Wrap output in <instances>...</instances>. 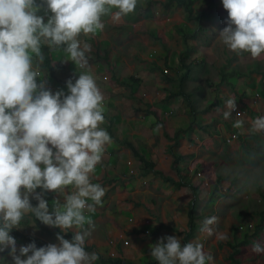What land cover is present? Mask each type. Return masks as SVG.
Returning a JSON list of instances; mask_svg holds the SVG:
<instances>
[{
	"label": "clouds",
	"instance_id": "obj_1",
	"mask_svg": "<svg viewBox=\"0 0 264 264\" xmlns=\"http://www.w3.org/2000/svg\"><path fill=\"white\" fill-rule=\"evenodd\" d=\"M137 4L138 0H42L41 5L36 0H0V252L10 249L13 264H95L99 259L97 253L85 250L94 228L85 212L95 213L96 206H102L105 190L91 177L112 139L101 127L104 97L88 70L92 48L79 37L103 31L104 16L118 21L133 13ZM222 4L228 16L220 41L236 55L259 58L264 54V0H222ZM42 6L51 13L46 23L37 15ZM45 45L49 50L62 48L64 61L84 70L75 82L66 81L68 94L52 93L45 83H37ZM225 106L223 117L229 119L236 100L229 98ZM243 123L236 120L233 127L242 128ZM250 130L264 132V117L253 120ZM257 184L246 187L251 190ZM45 191L59 193L64 202L54 201L50 210ZM28 213L61 233L75 229L72 239L57 234L58 243L37 248L33 242L21 246L17 254L10 232ZM217 221L216 216L205 218L201 232L213 235L211 226ZM252 251L264 253V247L254 243ZM150 256L158 264L213 261L202 243L182 244L174 235L159 238L150 246Z\"/></svg>",
	"mask_w": 264,
	"mask_h": 264
},
{
	"label": "crops",
	"instance_id": "obj_2",
	"mask_svg": "<svg viewBox=\"0 0 264 264\" xmlns=\"http://www.w3.org/2000/svg\"><path fill=\"white\" fill-rule=\"evenodd\" d=\"M162 1L164 0H160L159 4H157L154 0H138V4L133 13L118 21L113 20L111 16H104L102 18V22L105 25L103 31H97L95 35L89 34L85 36L82 34L79 37L82 42L90 44L92 48V51L87 54L89 58L88 70L94 77L104 97L103 115L105 122L101 127L108 132L112 139V143L106 146L101 163L96 166L95 173L91 177L92 183L106 187L104 189L105 195L102 197V206L97 205L95 213L85 212V215L90 216L94 223V228L91 229V235L86 239L85 245H91L94 248L97 247V251L105 256L109 253H117V247L119 245L123 246V240L126 238L128 232L134 230L137 234L143 235L146 232L150 233L152 231V224L154 223L152 222V211L147 210L148 208H152L150 200L153 198L154 191L151 185L155 180L157 185L159 183H164L161 177H157L154 173L147 172L143 162L136 158L133 149L124 145L123 142L126 140L133 142L149 161H153L156 164L155 170L162 172L166 176L172 177L176 181L179 180V178H174L159 167L160 162L157 160V155L150 152L148 147H146L148 154L140 148V144L141 146L145 145L142 139L147 143L149 142L148 137L151 136V130L145 127L144 111L138 105L137 101L140 102V104L144 102L152 106L150 108L151 110H155L156 108L154 106L157 103L156 100L153 99L155 97L143 98L146 89L149 90V88H153L156 92L158 91L157 87L163 89L168 88L167 84L163 85L161 80L162 76L167 77L169 72L175 76V73H177L179 69H185L189 67V65L191 70L184 72H189L191 78L193 65H191L192 62H190V58L192 57L191 55L194 54L192 53L193 50L197 49L201 51V49L205 48V50L207 49L210 52L208 54H212L217 61L223 56L225 58L221 59L223 64H221L220 68L227 65V67H225L226 70H237L242 73L235 78L236 81H231L232 79L228 80L230 85L224 84L233 89L232 97L237 99L238 96L240 97L241 104L238 105L239 107L237 106L236 109L238 110L237 113L241 115L237 116V118L243 119V121L245 120V123L248 124V128L240 129L233 127L235 132L227 134V138L231 137L232 139L231 143L234 144L233 147L237 148L248 142L254 145L256 139H258V141L264 140V132L253 133L250 130L253 120L257 117H264V54L256 59H253L249 53L236 55L220 41L219 32L226 26L224 21L228 16L227 11L223 8L222 2L214 3L215 0L214 2L212 0L206 1V8L205 6L201 8L204 10L205 15H207V17L201 20L203 32L199 34L197 38H194L190 35L195 34L199 30L198 16L201 15V11L198 10L199 1H202L204 5L205 0L194 1L191 8L193 15L190 19H187V16H185L189 15V13H185L184 19L179 17L183 11L182 8L164 11L162 8ZM157 6L161 8V18H158L154 12L156 9H159ZM165 18L171 19H167L166 21ZM187 25H189L190 28L186 32ZM193 30H195L194 33ZM216 36V40L212 39ZM185 37L193 39H187L189 40L187 41ZM130 38H132L131 41ZM199 43H202L203 48L199 46ZM211 43L218 44L213 47L210 45ZM132 50L134 52H132ZM51 51L52 54L49 56L52 62L51 67H49L48 64L47 54L43 51L45 53L44 67L46 70H43V76L40 79L37 78V83H45L46 89H49L52 93L62 90L65 94H68L66 81L71 79L75 82L80 72L84 70L77 68L71 61H64L66 55L62 48ZM181 54H185L186 57L191 56L189 62H186L185 57H181L179 64H174L173 61L170 67L171 69H163L161 71L157 69L154 63L147 65L148 62H155L159 68L161 65L165 67V58L167 56L172 55V58H180ZM156 58H161V60H155ZM227 59H229V61ZM240 61L245 63H241ZM243 67L245 71L242 70ZM172 69L173 73L171 72ZM183 75H181V77ZM167 79L169 81L172 80V78L170 79L169 77H167ZM240 79L239 88L241 89V93H239L236 87V83ZM134 80L140 81L138 85H135L136 83ZM178 97L181 96H176L173 100L176 101ZM208 101L210 103H218L217 101L212 102L213 100L211 99ZM134 106L137 107V110ZM237 113L234 114L236 115ZM206 117V123L208 124L215 121L214 117L221 118L218 111L215 112L213 110L209 111ZM152 118L153 117L150 116L147 117V122H152ZM109 127H111L112 130H110ZM216 127H214L216 130H223L224 132V126L221 125V123ZM198 128L195 134L203 140V144L201 146H195V153L200 154V148L203 147V145H207L214 150L213 145L209 146L208 142L212 138L201 130L200 127ZM167 129L171 131L169 127ZM175 131L174 129V132ZM127 134L131 136L130 139H126ZM113 135L115 138L112 137ZM136 136L139 137L140 141L136 140ZM220 137H214L216 146L219 148ZM220 150L223 149L220 148ZM262 150L264 152V149ZM198 161L201 162L200 159H198ZM130 163L135 165L137 170L127 167ZM201 164L199 163L201 169H196L199 170L198 172L201 171L205 173L211 186L206 187L202 185L199 178L196 182L198 186L202 185V190L212 191L211 195L204 194L203 196V194H199L198 202L201 204L203 203V212L216 189L218 192L216 199L223 193L220 190L221 184H219L217 180L219 176H222L216 172L219 165L213 163L214 170H211L206 165L202 168L203 165ZM131 170H135L137 174L131 175ZM143 173L146 175H143ZM183 173L186 175V172L183 171ZM222 181L223 179L220 183H222ZM146 182L149 183V187H144ZM105 183L106 185H104ZM36 192L41 193L42 189L37 188ZM49 193L52 195L50 206H52L56 200H59L61 204L64 202L63 196L59 193L52 191H49ZM199 193H201L200 186ZM30 202L33 206H36L38 203L31 197ZM89 203L92 202L89 201ZM199 215L203 216L201 213ZM28 227H30L31 230L35 227V222L32 219L31 213L26 214L20 221L18 227L14 228L24 234L33 235L45 240L48 243H58L57 238H48L44 235L40 236L30 232L26 233V228ZM46 227L51 231L59 229L49 226ZM85 228H88V225H85ZM74 231L75 229L70 230L72 233H74ZM106 237H109L111 240H106ZM15 240L17 254H19L20 247L27 246L29 243L19 239ZM145 243H148V240ZM122 251L125 255L128 254V252L126 253V251H124V248ZM121 257H123V255H121ZM103 260L107 263L109 259H102L101 261L103 262ZM0 264H13L10 249L0 252Z\"/></svg>",
	"mask_w": 264,
	"mask_h": 264
},
{
	"label": "rangeland",
	"instance_id": "obj_3",
	"mask_svg": "<svg viewBox=\"0 0 264 264\" xmlns=\"http://www.w3.org/2000/svg\"><path fill=\"white\" fill-rule=\"evenodd\" d=\"M206 1L208 2V0H205L204 5L202 1H199L198 10L201 11V14H205L204 10L201 8L204 6L206 8ZM212 1L214 2V0ZM154 2L159 4L160 0H154ZM164 2L165 1H162V3ZM221 2L222 0H215L214 3ZM36 4L41 5L42 0H36ZM158 8L159 9H156L154 12L158 18H161V8ZM162 8L164 11H167L163 5ZM45 9L46 6L40 7L37 15L43 16L44 22L46 23L51 13L46 12ZM182 10L179 17L184 19L185 13H189V15L185 16H187V19H190L191 12H186L183 8ZM189 28V25H187L186 32ZM195 30H193V33ZM212 39L216 40L217 36ZM131 40L132 38H130V41ZM217 44L218 43H211L210 45L214 47ZM199 46L203 48L202 43H199ZM132 52L134 51L132 50ZM192 53H194L191 55L192 57H186L185 54H181L180 58H172V55L167 56L165 58V67L161 65L159 68L155 62L147 63V65L154 63L157 69L161 71L163 69H171L170 67L173 61L174 64H179L181 57H185L186 62H189V58L191 57L190 62H192L191 65H193V70L190 80L187 79L184 86L185 92L191 94V99H187L186 101L184 97L181 96L174 101L173 97L170 99L168 97L173 92L179 91L181 75L185 73L184 71L191 70L190 65L185 69H179V71L175 73V76L169 72L167 77L170 79L172 78L171 81H169L167 77L161 75L163 85L167 84L168 88L163 89L156 85L158 90L156 92L153 88H149V90L146 89L143 98L155 97L153 99L156 100L157 103L154 106L156 109L151 110L150 108L152 106L144 102L140 104V102L137 101L138 105L144 111L145 127L151 130V136L148 137L149 142L147 143L142 139L146 146H141L140 144V148L148 154L146 148L148 147L150 152L156 154L157 160L160 162L159 167L174 178H180L181 176L175 165V161H178V167H181L183 171L186 172L185 176H187V179L192 180L195 184H197V173L199 171L196 168L201 169L199 163H202V168L206 165L211 170H214L213 163L218 164L219 166L216 172L223 176L222 183L219 182V184H221L220 190L223 194L216 199L217 201L212 206H209L207 209L203 210V212V203L201 204L197 200L198 203H195L196 210L198 214L201 213L203 216L200 215V217L197 218L199 228L194 232L190 240L203 244L205 253L213 257L212 264H234L229 256L232 253L231 243H233L237 237L242 239L243 233L248 230L247 232L250 233V242H242L240 244L239 248L241 251L236 255V258L240 260L241 264H264V253L256 254L252 251L254 243H259L264 247V229L262 228L258 233L256 232L257 226L261 222L259 211L264 209V199L262 197V195H264V152L262 150L264 149V140L258 141V139H256V143H253L254 145L248 142L237 148L233 147L234 144L227 142V134L235 132L233 128L234 122L243 119H238L237 114H234L235 112L231 113L229 119H224L223 117V112L227 110L225 102L229 98L235 99L237 101V106L241 104L239 96L238 99L232 97L233 89L220 83V72L223 68L227 67V65H224L223 68H220L221 64H223L221 59L225 57L221 56L219 61H217L212 54H208L210 52L207 49L205 50V48L201 49V51L195 49ZM43 54L45 56L44 52ZM155 60H161V58H156ZM227 60L229 61V59ZM33 65L34 67L37 65L34 55ZM44 65V61L43 64L39 65L41 74L37 77L38 79L43 76V70H46ZM242 70L245 71L244 67ZM171 72L173 73V69ZM241 79L236 83L239 93H241V89L239 88ZM231 81H236V79L234 78ZM135 85H138V83ZM209 99L213 100L212 102L217 101L218 103H210L208 101ZM190 103L192 107L189 106ZM134 108L136 109L137 107L134 106ZM211 110L215 112L218 111L221 118L214 117L215 121L208 124L206 123V115ZM149 116L154 118H152V122H147L148 120L146 118ZM220 123L224 126V132L223 130L219 131L214 128ZM168 127L171 131L167 129ZM198 127L212 138L208 142L209 146L213 145L214 150L207 145H203V147L200 148V154L195 153V146L197 147L203 144V140L195 134L197 129H199ZM242 128H248V124L245 123V120ZM174 129L176 130L175 132ZM215 136H218V138L223 136L219 139L220 148L223 150H220V148L216 146L214 141ZM130 137L129 134L126 135V139H130ZM136 140L140 141L138 136H136ZM198 159H200L201 162H199ZM127 167L137 170L135 165L131 163ZM143 175L146 174L143 173ZM155 181L151 185L154 191L153 198L150 200L152 208L147 209L148 211H152V222H154L152 224V231L150 233L146 232L143 235L137 234L134 230L128 232L126 238L123 240L124 247L119 245L117 247L118 254L116 253L115 256L109 252L107 256L101 255L97 251V247L86 250L89 253H97L99 255V259L95 264H114L109 261L107 263L101 261L102 259L110 258L123 260L122 264H146L153 259L150 256V246L157 243L159 238L168 235L177 236L181 240V243L185 244L186 234L191 229V210L192 204L196 199L194 190L191 187L175 188L171 184H165L164 181V183H159L157 185ZM250 183L258 184L254 189L250 190L246 187ZM148 184L149 183L146 182L144 187H149ZM199 186L201 191L199 194H203V196L204 194L211 195V190H202V185ZM103 188L105 189L106 187ZM70 190L71 188H69L68 191L70 192ZM212 216H216L218 221L211 226L214 229V233L209 236L207 233L201 232L200 229L203 220ZM235 227L239 228L238 231L234 233ZM26 231V233L30 232L32 234L46 236L35 227L32 230L28 227ZM221 236L226 238L221 239ZM106 240L110 241L111 239L106 237ZM147 240L148 243H145ZM123 248L126 253L128 252L127 255L123 253ZM121 255H123V257H121Z\"/></svg>",
	"mask_w": 264,
	"mask_h": 264
},
{
	"label": "trees",
	"instance_id": "obj_4",
	"mask_svg": "<svg viewBox=\"0 0 264 264\" xmlns=\"http://www.w3.org/2000/svg\"><path fill=\"white\" fill-rule=\"evenodd\" d=\"M165 2L162 3V5L164 6L165 9L167 10H174L176 8H183L186 12H191V8L194 4L195 0H164ZM215 8V7H214ZM193 13L191 12V18H192ZM207 17V15L205 14H201L198 16V21H199V30L190 36H193L194 38H197L199 34H201L203 32V28L201 25V20L203 18ZM189 39V37H185V40ZM42 50L47 54V60L49 61V67H51L52 62L51 59L49 58V56L52 54V51L48 49V47L42 46ZM221 83L222 84H227L230 85L228 80L230 79H234L237 76L241 75L242 73H240L239 71L236 70H229V69H223L221 72ZM189 72L185 73L180 79V87H179V91L177 93H172L170 94L169 99L171 97H176V96H182L184 97V100L187 101V99H191V94L189 92H185L184 86L185 83L187 81V79H189ZM132 80V79H131ZM135 83H139V80H134ZM190 107H192V104H189ZM110 130L111 127H109ZM113 138H115V136H112ZM124 145H127L129 147H131L134 151V154L136 155V158L140 159L144 166H145V170L149 173H154L157 177H161L163 179L164 182L171 184L172 186H174L175 188H182V187H191L194 190L195 193V202H193L192 204V210H191V218H190V231L187 232L186 237H185V243L190 242V238L193 236L194 232L197 231V229L199 228V223L197 221V218L200 217V215L198 214L197 210H196V202L199 199V186L197 184H195L192 180L187 179V176L183 175V169L181 167H178V161H175V165L178 167L177 170L179 171V174L181 175L179 180L176 181L175 179H173L170 176H166L164 175L162 172L155 170V166L156 164L153 161H149L146 156L144 154L141 153V151L135 146V144L131 141H124L123 142ZM223 179L222 176H219L217 178V180L220 182ZM106 185V183L104 184ZM216 189V188H215ZM217 190V189H216ZM214 191L210 201L208 202L207 206L205 207V209H207L209 206H212L215 202H216V196L218 195L217 191ZM44 195V199H46L48 201L49 204V208L50 210H52V206L51 202H52V195L49 193V191H45L43 192ZM263 199H264V195H262ZM260 217H261V222L258 224L256 232L258 233L262 228L264 229V209H262L261 211H259ZM32 219L35 222V227L37 229H39L42 233H44L46 236L51 237V238H57V234L63 235L65 239H72L73 233L72 232H68V233H61L59 229H57L56 231H51L48 227H46L42 222H40L38 219L35 218V216L32 214ZM239 227H235L234 233L236 231H238ZM248 231V230H247ZM245 231V233H243L242 235V239H239L238 237L236 238V240L231 243L232 245V253L229 255L231 261L234 264H241L240 260L236 258V255L238 253H240V244L242 242H250L249 239V232ZM10 235H12L15 239H19L23 242H27V243H35L37 248L39 247H43L46 246L47 244H49L48 242H46L45 240H42L40 238H37L33 235H28V234H24L22 232H20L19 230L13 228L10 232ZM91 248H93L92 246L89 245H85V250H91ZM111 263L114 264H122L123 260L120 259H109L108 260ZM103 262H105V260H103ZM146 264H158V262L154 259H151L150 261H148Z\"/></svg>",
	"mask_w": 264,
	"mask_h": 264
},
{
	"label": "built area",
	"instance_id": "obj_5",
	"mask_svg": "<svg viewBox=\"0 0 264 264\" xmlns=\"http://www.w3.org/2000/svg\"><path fill=\"white\" fill-rule=\"evenodd\" d=\"M106 80H108V79H106ZM233 112L237 113L238 110L235 109V111H233ZM227 142L228 143H231L232 142L231 137L227 138ZM130 174L131 175H136L137 172L135 170H131L130 171ZM197 177L200 179L202 185H205L206 187H210L211 186V183H210V181L207 180L204 172H201V171L198 172ZM113 256H115V254H113Z\"/></svg>",
	"mask_w": 264,
	"mask_h": 264
}]
</instances>
